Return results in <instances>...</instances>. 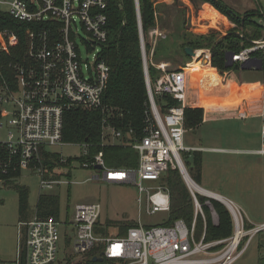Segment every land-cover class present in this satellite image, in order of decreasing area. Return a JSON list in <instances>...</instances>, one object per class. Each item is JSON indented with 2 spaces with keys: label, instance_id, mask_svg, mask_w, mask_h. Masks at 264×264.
<instances>
[{
  "label": "built area",
  "instance_id": "obj_1",
  "mask_svg": "<svg viewBox=\"0 0 264 264\" xmlns=\"http://www.w3.org/2000/svg\"><path fill=\"white\" fill-rule=\"evenodd\" d=\"M137 2L135 0L136 10ZM5 6L8 8L4 12L14 20L32 26L25 32L28 45L25 59L22 63L8 65L6 79L3 75L0 76V131L4 126L8 129L6 140H0V188L19 178L22 172L30 171L39 178V196L48 194L42 191H53L56 186L71 183L67 178L76 162L79 169L97 172L92 180L135 186L139 194L138 205L144 199L146 213L151 215L169 212L168 191L157 182L169 170H177L188 189L194 215L190 225L182 219L167 226H145L138 221L136 226L127 229L125 236L117 237L97 231L101 216V205L98 202L75 204L71 214H65L63 219L60 218L61 215L59 219L52 215L40 216L35 206L29 219L18 221L13 259L0 261V264H57L64 257L83 258L90 252H95V257L114 259L121 264H234L252 239L264 231V223L247 227L244 212L238 205L202 188L212 196L205 195L191 186L196 183L190 178L181 157V152L195 151V148H188L183 144L186 132L184 108L187 107L186 67L168 70L165 63L154 65L158 74L151 81L144 54L149 109L145 112L140 134L132 130L122 132L112 125L108 113L103 116L101 146L121 144L130 147L137 155L135 168H109L100 151L89 161H73L56 168L53 174L49 173L42 166V151L69 145L62 142L65 112L73 108L100 110L103 114L104 111L107 112L102 105V96L110 69L100 58L101 46L108 37V17L104 13L107 0H0V10L3 11ZM156 15L157 13L154 14ZM221 17L213 28H209L210 21L200 20L198 14L194 15L193 21L204 28L205 35L214 32L227 35L229 27L222 28L227 22ZM41 24L46 26H36ZM257 24L261 32L259 38H249L246 34L248 30L235 32L239 39L248 41L249 45L237 53H226L225 63L231 62V67L262 69V10ZM56 25L57 28L53 29ZM78 26L89 37L88 41L81 40L87 51L94 54L93 66L82 60L77 44ZM153 34L163 37V33L157 29L153 30ZM18 43V37L14 33L0 32V52L8 53ZM198 51L200 62L218 72L210 66L211 51ZM228 54L232 55L230 61L227 60ZM219 73L221 83H224L228 71ZM156 97L173 99L179 105L168 106L166 100H163L165 111L162 112L156 104ZM251 97L254 100H241L227 113L238 120H246L252 115L264 120V77ZM253 101L256 109H250L249 112L247 105L253 106V103L250 104ZM253 111H256L255 114H252ZM260 139V148L252 153L264 155V124L260 129ZM77 146L83 148L82 156L88 155L87 144ZM60 161L66 163L67 158L61 156ZM96 166L101 169H95ZM17 171L20 176L10 178V174ZM144 182H151L152 185L145 186ZM198 196L206 200L202 202ZM211 197L228 209L233 222V233L226 239L205 242V231L199 240L196 239V218L200 216L205 221L204 206L215 214L210 203Z\"/></svg>",
  "mask_w": 264,
  "mask_h": 264
},
{
  "label": "trees",
  "instance_id": "obj_2",
  "mask_svg": "<svg viewBox=\"0 0 264 264\" xmlns=\"http://www.w3.org/2000/svg\"><path fill=\"white\" fill-rule=\"evenodd\" d=\"M202 2L208 3L226 17L231 25L229 33L219 40L216 38L215 33L205 36L189 34L181 45L182 56L186 59L190 58L186 55L185 48H191L194 51L208 48L211 51L212 67L219 71L238 69L234 65L231 68L225 67L226 53H237L249 45L248 41L238 38L235 34L237 29L249 27L253 32L247 35L252 39L261 36L259 25L252 21V18L255 16L259 17L260 13L242 16L219 0H202ZM138 11L139 14L136 10L135 0H107V7L104 13L108 17V37L106 43L101 46L100 52V58L105 61L110 69L109 79L102 96V105L107 112L104 111L103 114L100 110H84L81 108H73L65 112L63 116L62 142L65 144H87L88 155L67 158L66 163H61L60 154L43 150L41 155L42 166L49 173L53 174L56 168L66 166L73 161L80 163L89 161L100 151L103 153L105 165L109 168L127 169L137 166V155L130 147L121 144L101 146V120L108 113L112 125L122 132L132 130L136 134H140L143 128L145 112L149 109V103L139 34V18L144 40V51L147 56L150 52V44L147 40L148 33L156 27L154 14L159 11L157 5L155 6L151 0H138ZM216 18L219 20V17ZM31 26L30 24L14 20L8 13L0 10V32L14 33L19 40L18 46L10 49L8 53L0 52V76L3 75L5 79L6 71L9 72L8 65L22 63L25 59L28 48L25 32ZM36 26L44 27L46 25ZM52 28H57V25ZM193 59L191 67L200 68V57H197V53ZM201 67L208 68L209 72L217 73L208 65ZM262 70L264 73V59L262 60ZM157 74V70L148 64V75L151 81L156 78ZM163 100H166L168 106L179 105L173 99L156 97V104L162 112L165 111L164 106H162ZM201 121V109L184 108V127L186 130L196 128ZM185 154L186 156L182 160L188 174L199 185L202 174L201 152L195 150ZM13 176H20V172L11 173L10 178ZM157 184L167 189L170 202L168 218L161 225H170L177 219H182L186 224L190 225L194 215L193 203L179 171L169 170L160 178ZM14 187H16L19 194L18 221L29 219L33 210H30L28 206L27 189L17 185H14ZM198 197L202 202L206 200L204 197ZM210 203L217 215V224H213L209 210L204 206L205 221L200 216L196 218V239L199 240L201 238L203 231H205V242L230 237L233 233V222L229 211L220 202L210 200ZM36 210L40 216L52 215L59 219V198L54 194L40 195L37 200ZM98 225L97 231L104 235H111L110 232L106 233V229L115 226L117 227L115 236L123 237L126 235L127 229L136 226V223L111 225L109 222L102 224L99 221ZM247 227H251V225L247 224ZM93 258H95V252H90L83 258L64 257L63 260H59L58 264H121L120 261L107 258H103L101 262H93Z\"/></svg>",
  "mask_w": 264,
  "mask_h": 264
},
{
  "label": "rangeland",
  "instance_id": "obj_3",
  "mask_svg": "<svg viewBox=\"0 0 264 264\" xmlns=\"http://www.w3.org/2000/svg\"><path fill=\"white\" fill-rule=\"evenodd\" d=\"M162 1L163 0H161L160 5H157L159 12L156 16H154L156 21V27L154 29L161 31L163 33V37L153 34L154 29L149 31L147 40L150 44V52L147 56L144 53L147 68L149 64L153 69H155L154 65L164 62L167 64L168 70L186 67L185 70L188 74L187 69L192 66L191 62L194 61V59H186L181 54V45L184 43L185 37L187 36L188 38V35L191 34L188 29L189 22L187 20V8L192 7L194 11H200L205 8V10L200 14V19H210L219 16L215 14L208 3L202 2V0H172V2L165 0L167 2L166 6L162 5L164 3ZM219 1L242 16L251 13H260V10L264 12V0ZM7 8L8 6H5L3 11H7ZM258 19L259 17L255 16L252 18V21L257 24ZM209 23V28H213L215 23ZM227 25L228 27L231 26L228 21ZM195 28L197 30H204V28L201 26H197ZM246 30L249 31L246 34H252L253 32V30H251L249 27H242L237 29L236 32H246ZM77 33V44L79 45L81 51L82 60L85 61V63H88L90 66H93L94 54L87 51L86 45L81 40L83 39L88 41L89 37L80 26H78ZM214 33L218 40L225 36L219 32ZM204 49L208 50V48ZM198 50H195V52L200 55ZM199 61H201V58ZM202 63L199 62L200 68L201 66H204V62ZM186 64H188V66H186ZM210 66L212 67L211 60ZM202 69H205L206 72L208 71L206 67ZM217 71L218 74L221 75L218 69ZM190 73L196 74V77H199L203 74L201 70L196 69H191ZM263 77L264 73L262 69H242L241 67H238V69L228 70V75L225 79V82L222 83V86L220 85L218 88L219 90L217 92H209L208 96L206 97L201 95L199 98V104H202L206 100L210 103H213L212 97L210 99L209 95L213 96L214 98L218 94L222 96V94L219 92L224 90L229 92L227 101L231 107H235L237 103L243 99L252 101L254 98L249 95V91L257 86H260L263 81ZM192 79L193 77H190L189 81ZM237 84L239 85L237 86ZM187 87L188 86H186V92H188ZM220 101L221 99L218 98L215 103L219 104ZM252 105H255V102H253ZM189 106L193 108H197V106L203 107L201 105L192 104ZM255 112L256 111H253L252 114H255ZM209 114L212 115L211 117L213 118L217 116L216 114ZM223 116L229 115L224 114ZM227 122L228 121L223 122L220 120V122L207 123L203 124L197 129L186 130L184 127L186 130L184 135V146L188 148H194L196 146L206 148L227 147L229 144L227 134H231L233 137L239 138V142L235 143V147L237 149L260 148L261 142L259 133L261 126L264 124V120L250 118L246 120L230 121V124H227ZM234 125L236 129H234ZM227 126L232 128V133H226L225 128H227ZM247 126H251V128H248ZM221 127L223 129H221ZM6 130L8 129H6V126H4L3 130L0 131L1 141L6 140ZM249 140L253 142L250 143ZM51 150L52 152L58 153L65 158H77L81 156L83 152V148L77 145L55 146L52 147ZM185 153L186 152H181L182 158H185ZM219 156L221 157V153L207 151L202 152V159L205 169L199 184L201 188L210 191H216L214 190L216 188L212 186V183L214 182V176H212L211 170L214 174L215 162L219 159ZM236 158H239V156H236ZM243 158L245 159V157ZM255 158L261 159L259 161L261 169L258 172L253 168V166H255L257 163ZM250 159L251 161H248L250 163L249 166L246 167L245 170L240 171H243L244 175L242 181V186L245 188L244 200L238 202L232 197L230 199L234 201L233 203L240 206L245 217L249 219L251 224L259 225L264 223V157H252ZM212 163L214 165V169H211ZM219 170L221 171L222 167H220ZM96 174L97 172L91 169H79L77 163L74 162L70 170V176L67 178V180L70 179L71 183L56 186L53 191L45 190L42 191V193L54 194L59 198L61 219L65 218V214H71L75 204L83 202H98L101 205L100 221L102 224H106L108 222L111 225H118L120 223L137 224L139 221L142 225L146 226L161 225L165 220H167V212H157L151 215L147 214L144 199L142 204L138 205L137 198L139 194L135 186L107 184L105 182L92 180V177ZM255 175H259V179L261 178V183L257 188L254 183ZM14 185L23 186L27 189L26 195L30 210L35 208L38 196L41 193L39 190V178L34 172L30 171L22 172L19 178L14 180L9 185L0 188V261L12 260L16 250L17 224L19 219V194ZM144 185L149 186L152 185V183L144 182ZM209 214L212 221L217 220L216 213L212 214L209 211ZM116 231L117 227L115 226L108 227L106 229V233L110 232L111 235H115ZM70 234L73 235V233ZM234 264H264V231L258 233L252 239L246 251Z\"/></svg>",
  "mask_w": 264,
  "mask_h": 264
},
{
  "label": "crops",
  "instance_id": "obj_4",
  "mask_svg": "<svg viewBox=\"0 0 264 264\" xmlns=\"http://www.w3.org/2000/svg\"><path fill=\"white\" fill-rule=\"evenodd\" d=\"M151 1L153 2V4L155 6L156 5H160V3H161V0H151ZM170 1L172 2V0H169L168 2H170ZM162 2H164L162 5H164V6L167 5L166 4L167 2L165 0H163ZM210 7L212 8V10L215 12L216 15H218L219 17L222 16L224 18V20H225V17L223 15H221L211 5H210ZM187 9H188V11H187V20L189 22V24H188L189 32L191 34H194V35H197V36H205V34L203 32L204 31L203 29L202 30H197L194 27V24H195L196 27L198 25H196V22L193 21L194 15H197V14L200 15L205 10V8L202 9V10H200V11H194L192 9V7H190V8L188 7ZM155 13L158 14V12H155ZM200 20H207V21H210L211 23H213V22L216 23L217 21H219L216 18H210V19L203 18V19H200ZM196 21H198V20H196ZM226 22H227V20H225V23ZM191 23H193V24H191ZM214 26H215V24H214ZM222 28L223 29H227L228 28L227 23L224 26H222ZM192 58H194V57H192ZM162 63H164V62H162ZM189 68H192V69H200V70H203L204 72H206L205 69H202V68H205V67H201V68H198V67H189ZM257 69H261V67H258ZM206 73H212V74L218 75L217 74L218 72L217 73H213V72L207 71ZM195 75L196 74L190 73V72H189V75L186 73L188 82H193L196 78H198ZM218 76L220 77V75H218ZM190 77H193V79L191 81H189V78ZM220 85L222 86L221 77H220V81H219V84L217 86V89L213 90V92H217L219 90L218 87H220ZM238 85L239 84H237V86ZM257 87H255V88H257ZM255 88H253L252 90L249 91V95L250 96H252L254 94V89ZM203 90L205 92L203 94L201 93V95H203L204 97L208 96V92L206 91L207 90L206 87L204 89H202V91ZM195 92L198 95V94H200L201 90H200V92L198 90L195 91ZM219 93H221L222 96H220V94H218L214 98L213 96H210L209 95V98L210 99L212 97V100H213L212 102L213 103H210L207 100L205 102H203L202 104H199V102H195V103L194 102H187V107H189V108H193V107L189 106L191 104L192 105H201V106H203V107L197 106L198 109H201L202 110V121L194 129H197V128L201 127L203 124L220 122V120L223 121V122L224 121H228L227 124H230L229 123L230 121H235V120L237 121L238 120L232 114L227 113L232 108L229 105L228 101H227V96H228V93L229 92L227 90H224V91H220ZM218 98L221 99V101H220L219 104L218 103H215V101H217ZM243 100H245V99H243ZM253 102H250V104L253 103ZM239 103H237V104H239ZM247 107H248L247 110L249 112H251L250 109H253V110L256 109V106L255 105H253L251 107L247 105ZM209 113H211L213 115L216 114L217 116H215V118H213V117H211L212 115H210ZM224 114H228L229 116H223ZM250 118L261 119V118L255 116V115L254 116L252 115L251 117H249L247 119H250ZM261 120H263V119H261ZM234 127H235V125H234ZM248 128H251V126H249ZM221 129H223V128L221 127ZM234 129H236V127ZM225 130H226V133H232V128L229 127V126H227V128H225ZM259 138H260V133H259ZM227 139L229 140V142H228L229 144H228L227 147H214V148L212 147V148H206V147H200V146L198 147V146H196L194 148H195L196 151L201 152V155H202V152H204V151L213 152V153H221V157L219 156V159L216 160V162H215V171H214V174H213V172L211 170L212 176H214V182L212 183V186L214 188H216V189H214L216 191H213V190H211V191L210 190H207V191L215 194L216 196H218L219 198H221L223 200H227V201L234 202V201H232L230 199L232 197L236 201L241 202V201L244 200V189L245 188L242 186V181H243V178H244L243 171L242 172H240V171L241 170H245V168L249 166L250 163L248 161H251L250 158H252V157H264V155H257V154L252 153V151L257 150L258 148H253V149H251V148L250 149H248V148H246V149H237L235 147V143L236 142H239V138L233 137L231 134L230 135L227 134ZM249 141H250V143L253 142L251 140H249ZM260 142H261V139H260ZM69 145H78V144H69ZM236 156H239V158H236ZM242 156L245 157V159ZM255 159L257 160V163H256L255 166H253V168H254V170H256L258 172L261 169V166L259 165V161L261 159L260 158H255ZM220 167H222V170L221 171L219 170ZM204 169L205 168H204L203 159H202V174H201V179L203 177ZM211 169H214L213 163H212V168ZM259 177H260L259 175H255V178H254V183L256 185V188L261 183L260 182L261 181V178L259 179ZM204 190H206V189H204ZM217 201L220 202L219 200H217ZM59 213H60V210H59ZM60 215H61V213H60ZM246 220H247L248 224L253 225V224L250 223L249 219L246 218ZM217 221L218 220H216V221L213 220V224H217Z\"/></svg>",
  "mask_w": 264,
  "mask_h": 264
},
{
  "label": "bare ground",
  "instance_id": "obj_5",
  "mask_svg": "<svg viewBox=\"0 0 264 264\" xmlns=\"http://www.w3.org/2000/svg\"><path fill=\"white\" fill-rule=\"evenodd\" d=\"M195 56H196V54H195ZM199 56L200 55L197 54V57H199ZM191 69L192 68L188 69V75H189V72H190ZM196 70H200V69H196ZM201 71H202L203 74L200 77L196 78L193 82L190 83L187 80V86H188L187 87V91L188 92H187V97H186L187 100H186V102H194V103L195 102H200L199 98L201 96V93L203 94L205 92L204 90L202 91V89H204L206 86H207V88H206L207 90L206 91L208 93L213 91V90H215V89H217V86H218L219 81H220V77L218 75H216V74L206 73L203 70H201ZM199 89L201 90V92H200ZM197 90L200 92V94H198V95L195 92ZM191 186L193 188H195V190H197V191H199V192H201V193H203L205 195L212 196L210 193L202 190V188L200 186L198 187L196 184H192Z\"/></svg>",
  "mask_w": 264,
  "mask_h": 264
},
{
  "label": "water",
  "instance_id": "obj_6",
  "mask_svg": "<svg viewBox=\"0 0 264 264\" xmlns=\"http://www.w3.org/2000/svg\"><path fill=\"white\" fill-rule=\"evenodd\" d=\"M138 1V0H137ZM138 3V2H137ZM137 12H138V14H139V11L137 10ZM138 18H139V15H138ZM139 34H140V42H141V48H142V56H143V63H144V46H143V37H142V29H141V25H140V18H139ZM185 53H186V55L188 56V57H190V58H192V57H194L195 56V51L194 50H192L191 48H185ZM227 56H229L228 58H227V60H231V57H232V55H230V54H228ZM225 67L226 68H230L231 67V62L229 63V62H227L226 64H225ZM242 69H247L248 67L247 66H242L241 67ZM95 169H97V170H100L101 168H100V166H96L95 167ZM211 199L212 200H217V199H215V198H213V197H211ZM103 260V258L100 256V257H95V258H93V262H101Z\"/></svg>",
  "mask_w": 264,
  "mask_h": 264
}]
</instances>
